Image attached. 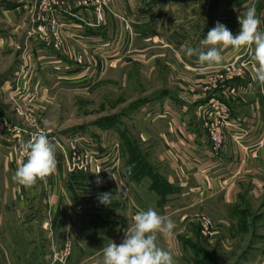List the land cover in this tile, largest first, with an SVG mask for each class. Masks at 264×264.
<instances>
[{
	"label": "crops",
	"instance_id": "crops-1",
	"mask_svg": "<svg viewBox=\"0 0 264 264\" xmlns=\"http://www.w3.org/2000/svg\"><path fill=\"white\" fill-rule=\"evenodd\" d=\"M80 2L64 0L72 11L62 14L71 15L67 20L71 33L76 27L86 30L90 42H95L88 47L95 48L102 59L105 57L113 67L119 62H136L153 70L155 76L163 71L156 68L160 62L172 60L177 80L170 82L173 70L164 68L162 82L168 78L169 84L162 85L137 106L136 112H143L141 120L145 126L163 130L135 134H139L140 163L150 169L145 174L138 173V168L127 170L130 163L126 158L130 154L126 151L114 153L116 160L111 152L100 151L111 160L104 171V175L110 173V178L104 176L97 181L86 173L71 175L61 163L64 158L68 160L70 151L62 156L55 145L54 173L30 187L22 186L14 173L26 158L21 150L23 142L28 141L23 134L26 131L18 124L11 143L13 150L8 149L10 142L5 137L11 120L1 117L5 126L0 122V198L3 210L13 213L15 221L21 223L17 224L19 235L26 238L21 244L25 258L19 254V264H54L53 254L68 237L74 252L87 253L89 259L92 251L101 253L110 242H121L128 231L126 222L133 221L140 209L151 207L164 219L176 213L180 221H188L193 214L184 210L198 204L211 187L221 189V181L226 189L217 192L213 199L220 198L231 209L237 199L235 189L239 190L244 181L264 175V85L256 83L249 65L240 66L249 56L256 70L251 50L221 47L222 63L211 67L201 65L196 55L189 58L180 51L186 45L206 50L202 41L217 21L237 34L239 16L242 18L252 5L264 29V0H107L104 22L98 26H92L94 6ZM45 42V46L57 48L53 40ZM109 46L114 49L110 51ZM154 48L163 53L148 52ZM64 51L71 59L74 52L68 47ZM210 99L226 103L240 133L248 132L234 143L232 133L236 137L239 132L225 130L224 143L217 154L212 152L203 130V106ZM53 138L49 139L52 143L57 141ZM14 146L21 151L16 153ZM173 159L178 163L176 168L171 164ZM155 172L168 186L165 191L156 192L153 188ZM111 175H115V181ZM76 182L83 189L94 187L101 194L110 193L109 205L95 200L96 206H90V200L78 196ZM107 215L111 216L106 218Z\"/></svg>",
	"mask_w": 264,
	"mask_h": 264
},
{
	"label": "rangeland",
	"instance_id": "rangeland-1",
	"mask_svg": "<svg viewBox=\"0 0 264 264\" xmlns=\"http://www.w3.org/2000/svg\"><path fill=\"white\" fill-rule=\"evenodd\" d=\"M80 1L82 4V0ZM70 10L64 0H60L54 17L63 43L57 46L53 42L57 46L54 48L45 46L47 40L37 33V0H0V122H3L1 117L11 120H8L10 127L6 130L8 134L6 133L5 140L10 142L7 148L13 150L11 143L20 124L25 129L23 134H26L28 140L40 133L56 137L57 141L53 145L58 146L62 156L70 151L68 139L71 136L78 135L82 140H87L85 144L101 159V171L96 173L92 169L84 171L78 168L70 170V157L68 160L64 158L61 163L71 175L74 172L86 173L97 181H100L98 178L103 180L104 176L110 178V173L104 175V171L109 168L111 160L101 155L108 151L115 160L118 153L126 151L130 154L126 158L127 163H130L127 170L132 172L131 165L136 162L138 166L135 167H140L139 173L145 174L150 169L140 163L141 147L138 145L140 140H137L139 134L137 137L135 134H153L156 130H163L161 127L145 126L141 120L143 112L137 113L136 109L152 92L169 84L168 78L162 82L164 68L173 70L170 82L177 80V74L174 75L175 64L172 60L160 62L156 68L163 71H159L157 76L153 70L136 62L124 65L119 62L113 67L105 57L101 58L95 48L88 47L95 42H90V35L85 34L86 30L76 27L74 34L71 33L68 26L70 22H67L71 15L62 14V11ZM92 11V19L95 20L94 8ZM46 24L49 34L50 26L48 22ZM66 47L74 52L71 59L64 51ZM109 47L110 51L114 49ZM148 52L163 53L159 48ZM75 56H80L81 61L75 60ZM2 124L5 126L4 122ZM22 140L23 138L19 140L20 144ZM14 150L16 153L21 151L15 146ZM137 153L138 157H135ZM18 156L19 153L17 160ZM171 164L178 167L174 159ZM2 174L0 172V181L3 180ZM111 176L115 181V175ZM154 177L161 181L157 180V189L162 191L164 187L166 190L167 187L156 172ZM256 178L254 181H244L239 190L235 189L237 199L231 209L220 198L217 201L213 199L226 189L223 181L219 183L221 189H208V195L205 193L198 204L184 210L193 214L192 219L180 221L176 213L167 218L174 222L175 228L170 235L158 236V246L172 254L174 264H264V175ZM77 184L76 182V192L80 199L90 200V206L95 207L94 201L99 200L101 193L94 187L83 189ZM6 200L10 201L8 197ZM1 201L2 198L0 264H19V254L25 258L24 252H21V244L26 238L19 235L17 229L20 225L17 224L20 222L15 221L13 213L3 210ZM203 218L211 221L207 232H203L201 227ZM132 225L133 221L130 219L125 228L129 230ZM65 241L71 243V256L65 263L56 261L54 264H102V252L92 251L87 259V253L74 252L69 237Z\"/></svg>",
	"mask_w": 264,
	"mask_h": 264
},
{
	"label": "clouds",
	"instance_id": "clouds-1",
	"mask_svg": "<svg viewBox=\"0 0 264 264\" xmlns=\"http://www.w3.org/2000/svg\"><path fill=\"white\" fill-rule=\"evenodd\" d=\"M238 22L239 32L233 35L224 24L217 21L202 41L206 50L186 45L180 51L189 58L196 55L201 65L211 67L222 63L221 47L250 49L256 65L255 81L258 85H264V29L260 27L261 20L255 6H249L243 17L239 16ZM22 147L26 158L14 173L20 185L30 187L54 173L57 158L47 133L33 135ZM110 197V193H103L99 201L109 205ZM174 228L171 219H164L153 208L140 209L122 241L119 244L110 242L103 248L102 264H174L172 254L157 243L158 236L170 235Z\"/></svg>",
	"mask_w": 264,
	"mask_h": 264
},
{
	"label": "built area",
	"instance_id": "built-area-1",
	"mask_svg": "<svg viewBox=\"0 0 264 264\" xmlns=\"http://www.w3.org/2000/svg\"><path fill=\"white\" fill-rule=\"evenodd\" d=\"M83 3L94 6L95 20L92 26H98L104 22L107 0H83ZM59 4L60 0H37L38 11L36 14V18H39L36 26L37 33H40L39 37L47 40V42L53 40L57 46L62 45L63 43V38L60 37L56 29L58 24L54 17V13L56 12ZM46 22H48L50 26L49 34L46 29ZM248 57L249 56L245 57L246 59L240 63V66L249 65L252 71L255 72L256 70L254 64L248 59ZM74 58L78 62L81 61L80 56H75ZM203 114L205 133L214 154H217L223 146L225 130L231 132L233 130H237V132H239L235 134L236 137H234L232 133V140L234 143H236L237 139L241 136L248 135V132L245 131L240 133L239 125L237 124V121L232 118L228 106L226 103L218 99H210L207 103H205L203 106ZM49 139L54 138L49 137ZM68 140L70 141V170H74L75 168L82 169L84 171L92 169L94 172L100 173L103 164L100 163L101 159L96 157L93 149L89 148L88 145L85 144L87 140H82L78 135L71 136ZM22 155L26 156L24 154ZM223 183L225 182H222V184ZM201 225L203 232H207L211 226V221L207 218H203ZM71 252V243L65 241L62 248L53 254V259L54 261L65 263L70 258Z\"/></svg>",
	"mask_w": 264,
	"mask_h": 264
},
{
	"label": "trees",
	"instance_id": "trees-1",
	"mask_svg": "<svg viewBox=\"0 0 264 264\" xmlns=\"http://www.w3.org/2000/svg\"><path fill=\"white\" fill-rule=\"evenodd\" d=\"M133 163V161L131 162V164ZM135 166H138L137 165V163L136 162H134L133 163V165H131V167H132V169L134 170V171H136V167ZM139 172H140V167H139V170H138ZM138 172V173H139ZM149 174H151V172L149 173ZM153 177V184H152V186H153V188L155 189V191L157 192V191H159L158 189H157V186H156V184H157V180H158V178L157 177H154V176H152ZM157 178V179H156ZM159 181V180H158ZM159 182H161V181H159ZM164 183V182H163ZM162 183V184H163ZM165 184V183H164ZM165 186L168 188V186L165 184ZM162 191H165L164 190V187L162 188Z\"/></svg>",
	"mask_w": 264,
	"mask_h": 264
},
{
	"label": "water",
	"instance_id": "water-1",
	"mask_svg": "<svg viewBox=\"0 0 264 264\" xmlns=\"http://www.w3.org/2000/svg\"><path fill=\"white\" fill-rule=\"evenodd\" d=\"M22 42V37H21V40H20V43Z\"/></svg>",
	"mask_w": 264,
	"mask_h": 264
}]
</instances>
